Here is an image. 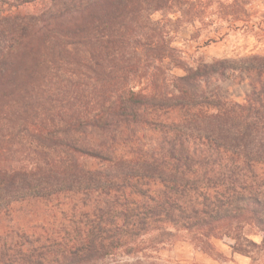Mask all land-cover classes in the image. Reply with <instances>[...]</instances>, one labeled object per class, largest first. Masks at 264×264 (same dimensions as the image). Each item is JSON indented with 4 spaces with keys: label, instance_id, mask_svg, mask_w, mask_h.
I'll return each instance as SVG.
<instances>
[{
    "label": "trees",
    "instance_id": "trees-1",
    "mask_svg": "<svg viewBox=\"0 0 264 264\" xmlns=\"http://www.w3.org/2000/svg\"><path fill=\"white\" fill-rule=\"evenodd\" d=\"M216 4L204 23L192 0H0V264L264 255V56L173 47L248 30L250 0Z\"/></svg>",
    "mask_w": 264,
    "mask_h": 264
},
{
    "label": "rangeland",
    "instance_id": "rangeland-1",
    "mask_svg": "<svg viewBox=\"0 0 264 264\" xmlns=\"http://www.w3.org/2000/svg\"><path fill=\"white\" fill-rule=\"evenodd\" d=\"M196 1L197 12L204 13L202 19L204 23L216 19L218 5L217 0H192ZM209 2L206 12L202 8ZM222 3L230 4L233 0H219ZM249 17V28L246 31H238L229 33L223 37L226 29H222L217 35L212 33L207 34L203 31L200 35L195 34L194 30L181 31L175 35L174 48L179 52L185 53L184 57L187 61L201 60L205 63L212 59H241L250 56H264V0H250V5L246 7ZM22 11H30L27 8H22ZM156 19H158L156 17ZM240 26L241 24L238 23ZM199 22H195L194 28L199 29ZM173 74L180 75L179 71H174ZM218 88V94L221 99L243 104L245 97L249 91L247 81L235 83L232 80L215 79L211 81L209 90ZM255 243L259 242V238L252 237ZM213 240L214 253L209 256L203 255L190 246L183 243H173L164 246L159 252L152 255L148 263L154 264H208L212 260L222 262L223 258L215 249V245L223 244L228 246V241ZM126 260H123L125 262ZM250 262V261H249ZM264 264V255L254 256V263Z\"/></svg>",
    "mask_w": 264,
    "mask_h": 264
},
{
    "label": "crops",
    "instance_id": "crops-1",
    "mask_svg": "<svg viewBox=\"0 0 264 264\" xmlns=\"http://www.w3.org/2000/svg\"><path fill=\"white\" fill-rule=\"evenodd\" d=\"M217 243H220L219 241H215ZM216 251L221 255L223 258L222 262H216L212 260L209 261L208 264H250L249 260L245 257L239 256V255H233L231 253V250L228 246L223 244H218L214 246Z\"/></svg>",
    "mask_w": 264,
    "mask_h": 264
}]
</instances>
